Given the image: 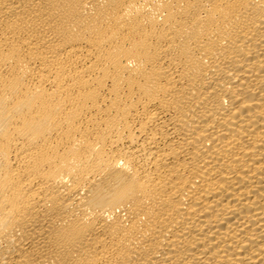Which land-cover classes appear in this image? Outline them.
<instances>
[{
	"label": "bare ground",
	"instance_id": "bare-ground-1",
	"mask_svg": "<svg viewBox=\"0 0 264 264\" xmlns=\"http://www.w3.org/2000/svg\"><path fill=\"white\" fill-rule=\"evenodd\" d=\"M0 264H264V0H0Z\"/></svg>",
	"mask_w": 264,
	"mask_h": 264
}]
</instances>
